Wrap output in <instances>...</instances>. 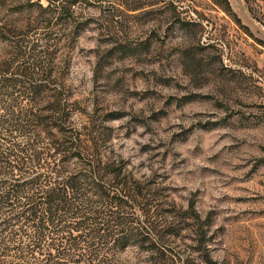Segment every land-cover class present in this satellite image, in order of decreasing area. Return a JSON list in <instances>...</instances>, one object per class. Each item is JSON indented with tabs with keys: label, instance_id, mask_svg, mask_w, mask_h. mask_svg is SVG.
I'll use <instances>...</instances> for the list:
<instances>
[{
	"label": "rangeland",
	"instance_id": "rangeland-1",
	"mask_svg": "<svg viewBox=\"0 0 264 264\" xmlns=\"http://www.w3.org/2000/svg\"><path fill=\"white\" fill-rule=\"evenodd\" d=\"M49 2L5 0L0 23ZM227 2L81 0L57 16L77 128L110 136L173 233L167 258L132 264H264V0Z\"/></svg>",
	"mask_w": 264,
	"mask_h": 264
},
{
	"label": "trees",
	"instance_id": "trees-1",
	"mask_svg": "<svg viewBox=\"0 0 264 264\" xmlns=\"http://www.w3.org/2000/svg\"><path fill=\"white\" fill-rule=\"evenodd\" d=\"M80 1L50 0L26 24L0 23V264H132L130 251L172 253L171 227L155 225L160 200L113 155L109 135L77 128L80 103L58 81L57 16L72 17Z\"/></svg>",
	"mask_w": 264,
	"mask_h": 264
}]
</instances>
